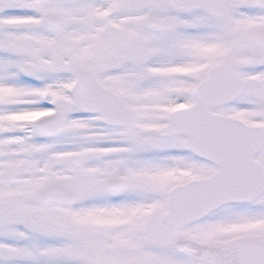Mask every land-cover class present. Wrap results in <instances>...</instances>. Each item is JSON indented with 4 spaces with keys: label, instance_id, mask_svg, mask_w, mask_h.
<instances>
[{
    "label": "snow or ice",
    "instance_id": "obj_1",
    "mask_svg": "<svg viewBox=\"0 0 264 264\" xmlns=\"http://www.w3.org/2000/svg\"><path fill=\"white\" fill-rule=\"evenodd\" d=\"M0 264H264V0H0Z\"/></svg>",
    "mask_w": 264,
    "mask_h": 264
}]
</instances>
